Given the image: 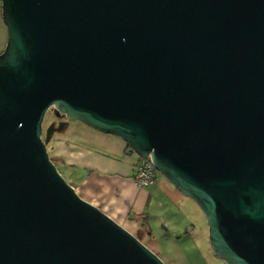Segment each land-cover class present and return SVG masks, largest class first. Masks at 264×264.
<instances>
[{
  "label": "water",
  "instance_id": "obj_1",
  "mask_svg": "<svg viewBox=\"0 0 264 264\" xmlns=\"http://www.w3.org/2000/svg\"><path fill=\"white\" fill-rule=\"evenodd\" d=\"M0 264H164L47 152L67 121L190 198L224 264H264V0H1ZM57 119L42 138L45 114Z\"/></svg>",
  "mask_w": 264,
  "mask_h": 264
},
{
  "label": "crops",
  "instance_id": "obj_2",
  "mask_svg": "<svg viewBox=\"0 0 264 264\" xmlns=\"http://www.w3.org/2000/svg\"><path fill=\"white\" fill-rule=\"evenodd\" d=\"M5 44L0 0V52ZM48 144L50 159L66 170L78 196L121 227L129 224L142 230L155 246L159 238L169 244L180 243L183 251L200 245L213 254L206 220L198 206L163 177L157 176L147 188L136 187L133 176L138 157L125 154L128 146L120 138L74 121L67 124L65 132L55 133Z\"/></svg>",
  "mask_w": 264,
  "mask_h": 264
},
{
  "label": "rangeland",
  "instance_id": "obj_3",
  "mask_svg": "<svg viewBox=\"0 0 264 264\" xmlns=\"http://www.w3.org/2000/svg\"><path fill=\"white\" fill-rule=\"evenodd\" d=\"M60 122L61 121H59V119H57L53 115L52 110H49L45 114V117L43 119L42 138L45 140L46 137L45 133L52 124L55 127H57ZM69 123L70 121H67V124ZM66 127L67 125L64 127V129L61 132H57V133L65 132ZM52 136L53 135H51V138ZM50 140L48 143H50ZM48 150H49V144H47V152ZM54 165L56 166L60 175L69 184L66 170L63 169L60 164H54ZM158 176L162 177L160 174H158ZM123 228L128 232H130L135 237H137L140 240V242L144 244L150 251L156 254L164 262V264H224L223 261L215 257L213 254L207 253L204 249L200 247V245L196 246V248L194 249H193V245L188 246L186 247L187 250L183 251L182 248L184 247H180L181 246L180 243L169 244L167 240L164 239L160 240L159 238H156L155 240L158 243L155 246L154 242L149 241L146 238V235L144 232H142V230L141 231L136 230L133 227H131L129 224H126L125 226H123ZM157 247H159L163 252H160Z\"/></svg>",
  "mask_w": 264,
  "mask_h": 264
},
{
  "label": "built area",
  "instance_id": "obj_4",
  "mask_svg": "<svg viewBox=\"0 0 264 264\" xmlns=\"http://www.w3.org/2000/svg\"><path fill=\"white\" fill-rule=\"evenodd\" d=\"M125 154L127 156L134 155V153L129 148L125 150ZM157 176H158V173L152 166L149 158L144 159V158L138 157L134 176H133V182L136 185V187L147 188L153 185Z\"/></svg>",
  "mask_w": 264,
  "mask_h": 264
},
{
  "label": "flooded vegetation",
  "instance_id": "obj_5",
  "mask_svg": "<svg viewBox=\"0 0 264 264\" xmlns=\"http://www.w3.org/2000/svg\"><path fill=\"white\" fill-rule=\"evenodd\" d=\"M59 121H61V122H62V121H65V119H63V118H62V119H60ZM54 134H55V133H54ZM54 134H53V135H54Z\"/></svg>",
  "mask_w": 264,
  "mask_h": 264
}]
</instances>
